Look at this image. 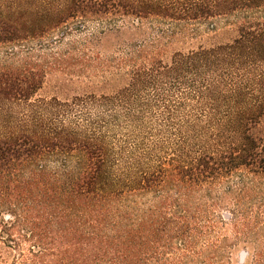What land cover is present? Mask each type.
<instances>
[{"label": "trees", "instance_id": "trees-1", "mask_svg": "<svg viewBox=\"0 0 264 264\" xmlns=\"http://www.w3.org/2000/svg\"><path fill=\"white\" fill-rule=\"evenodd\" d=\"M34 1L0 0V45L99 23L81 43L80 74L109 73L120 89L73 99L85 130L53 128L75 108L59 104L47 132L0 138V264H223L209 206L194 198L212 199L211 187L241 171L264 175V0H37L54 14L21 22L20 4ZM236 14L187 46L196 34L183 25ZM45 77L0 69V101L30 100ZM30 106L43 125L47 105ZM146 123L178 139L174 157L114 141L111 131L133 128L128 139Z\"/></svg>", "mask_w": 264, "mask_h": 264}, {"label": "rangeland", "instance_id": "rangeland-1", "mask_svg": "<svg viewBox=\"0 0 264 264\" xmlns=\"http://www.w3.org/2000/svg\"><path fill=\"white\" fill-rule=\"evenodd\" d=\"M32 3L31 5L20 4V8H18L19 10L16 11L15 15L21 19V22H28L30 19L34 23H40L55 12L54 8H47L44 3L37 0ZM237 15L229 18H213L193 25H183L181 28H184L187 33L196 34L194 40L187 41V46L202 42L206 43L207 37H211L213 34L209 31L210 26L221 30L228 23L237 22L241 17ZM123 25L124 23L119 24V26ZM68 26L70 28L68 30L52 31L35 40L31 39L15 45H0V69L8 67L22 68L28 65V67L42 68L46 71L42 88L30 100L0 101V138L8 137L11 134L28 133L34 135L36 132H47L48 130H45L44 125L46 123L50 124V113H54L56 107L65 109V105L60 106L59 104H70L75 108L69 114L70 116L63 117L64 124L56 121L52 127L61 128L63 126L64 129L69 131L85 130L84 127L88 124H83L84 122L81 119L77 120L79 111L76 105L77 102L73 103V99L94 90L101 94L102 92L98 91L100 87L107 88L106 90L111 88L120 89V85L109 73H106L103 78L91 71L90 73L80 74L82 66L78 62L83 60L82 52L87 53L89 50V48L83 49L81 43L91 33H96L97 29L101 30L105 27H102L99 23L88 22L86 29H79L80 26L76 22L72 23V21H69ZM156 26L166 30L174 28L173 26L168 28L165 25ZM222 38L228 39L229 35H224ZM71 43L74 48L72 47V50L69 51ZM80 51L82 52L80 53ZM102 53H105V51ZM68 58L73 59L71 61L72 65L66 62ZM55 100H58V105ZM31 103L39 106L47 105L44 108L43 125L37 124L36 121L39 122L40 120L32 117L30 113L32 111ZM91 111L92 117L96 116L97 113H103L99 111L97 106L92 108ZM62 115L63 113L61 118ZM103 115L106 116L105 113ZM146 124V127L139 130V134L128 139H123V137L133 132V128L123 131H111L113 136L116 137L114 141L123 144L143 143L144 147L149 149V152L155 157L154 161L160 160L164 163L174 157V145L178 139H174L171 132L165 133L164 128L158 123ZM78 126L79 128H77ZM145 131L150 132V135H154L155 139H152V136H149L151 139H142ZM47 164L54 166L51 161ZM211 188L212 199H201V196L198 195L195 196L194 203H203L209 206L211 221L215 230L211 236V241L216 240L218 241L217 245H221L219 249L220 262L223 264H258V261L264 256V175L255 176L241 171L223 178L222 182ZM142 202L148 207L155 203V197L152 194L146 195L142 198ZM228 215L232 219H222L223 216L228 218ZM202 242L206 243L204 240Z\"/></svg>", "mask_w": 264, "mask_h": 264}]
</instances>
